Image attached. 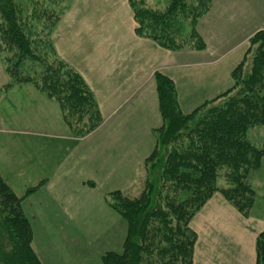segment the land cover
Masks as SVG:
<instances>
[{
    "label": "trees",
    "instance_id": "obj_1",
    "mask_svg": "<svg viewBox=\"0 0 264 264\" xmlns=\"http://www.w3.org/2000/svg\"><path fill=\"white\" fill-rule=\"evenodd\" d=\"M63 0H0V55L8 81L0 94L32 84L57 103L77 138L103 124L96 96L80 72L63 61L52 38ZM65 1V0H64ZM214 0H167L151 8L131 0L135 34L168 51L206 47L197 30ZM233 70V86L184 114L175 81L156 72L162 124L143 161L142 178L129 190L107 195L109 206L128 225L121 253L103 264H194L198 233L192 219L220 193L244 217L258 198L252 180L264 158V31L249 40ZM223 180L225 186L219 185ZM27 191V195L33 193ZM18 196L0 171V264H43L33 246V229ZM256 264H264V229L256 239Z\"/></svg>",
    "mask_w": 264,
    "mask_h": 264
},
{
    "label": "crops",
    "instance_id": "obj_2",
    "mask_svg": "<svg viewBox=\"0 0 264 264\" xmlns=\"http://www.w3.org/2000/svg\"><path fill=\"white\" fill-rule=\"evenodd\" d=\"M132 22L128 19L126 37L100 39L91 31L93 24L83 26L86 29L64 24L56 41L59 56L83 75L101 107L104 123L92 134L81 139L74 136L58 104L32 84L8 90L0 102V139L3 145L5 135L11 147L0 171L18 196H24L36 183L48 181L42 192H49L56 208H61L50 214L54 217H46L55 219L51 224L56 231L48 230L58 240L84 237L73 224L94 201L92 198L84 205L87 200H83L80 207V202L71 201V192H95L88 185L94 178L115 188L137 178L144 158L155 146L153 128L162 124L154 74L162 71L175 81L184 114L227 92L249 38L264 30V0H217L214 10L199 24L207 44L204 51L167 52L139 39ZM253 136L256 143L264 139L263 132ZM261 184L258 177V186ZM36 204L46 211L40 197ZM22 205L26 212V205ZM262 207L259 214L255 207L250 217H244L227 199L215 194L191 221L198 233L194 264H256V239L264 229L263 203ZM106 214L108 229L104 231L113 236L116 231L122 246L127 225L112 210ZM43 227L48 228V224ZM59 261L56 256L54 263Z\"/></svg>",
    "mask_w": 264,
    "mask_h": 264
},
{
    "label": "rangeland",
    "instance_id": "obj_3",
    "mask_svg": "<svg viewBox=\"0 0 264 264\" xmlns=\"http://www.w3.org/2000/svg\"><path fill=\"white\" fill-rule=\"evenodd\" d=\"M146 1H147V4L151 8L158 9L162 7L166 3L167 0H146ZM216 2L217 0L213 1L210 11L206 13V15L200 19L199 24L202 21V19H204L207 15H209L214 10V4ZM130 3H131V0H65V1L63 0L62 3L59 6H57L58 10L62 11L63 15L57 27L53 31L52 38H54L55 46H56V41H58L61 38L62 27L64 24L68 26H72V25L76 26L77 24H79L81 25V26H77V27H80L79 29H81L83 26H85L88 23L93 24L92 26H94V29L92 28L91 31L93 33H96L95 35L97 36L98 39L104 38L105 36L108 38L110 36L121 38V35L126 37L127 36L126 31L129 26L128 19L132 18L134 20V12L132 11ZM132 23H133L134 28L137 27V23L135 21ZM199 24L197 27L198 32H199V29H198ZM83 29H86V27H83ZM92 36H94V34H92ZM138 38L141 40H145L147 42L148 41H150L151 43L153 42L149 39L147 40V39H143L140 37ZM152 44L156 45L154 42ZM156 46L159 47L158 45ZM102 47H105L104 42H103ZM206 47H207V44H206ZM206 47L202 50H197V49L194 50L191 48H184V49H189V50L196 52V51H204ZM57 49L58 48L56 47V50ZM165 51L170 52V53L174 52V51L171 52L168 50H165ZM180 51H184V50H180ZM119 52H121V50ZM67 53L68 52H66L65 54ZM65 62H67L72 67V65L68 61H65ZM8 78L9 77L6 76L5 74V64H3V60L0 55V87H2L3 85L7 83ZM4 94L5 93L0 94V102ZM98 105H99V102H98ZM100 110H101V107H100ZM158 113L160 116V112ZM101 114H102V111H101ZM160 117L162 119V116ZM102 119H103V115H102ZM103 123H104V119H103ZM157 128L158 127L153 128L154 140H155L154 131ZM4 138H5V135H3V145H2V140L0 139V167L2 166L3 163L5 164L6 156L9 157L7 154L11 152L10 150L11 147H9L7 141ZM155 144H156V140H155ZM258 172L259 173H257L256 177L252 180V183H251L253 184L252 186H254L257 189L258 198L253 206L254 208L256 207L255 213L257 214H259V212L263 210L262 203L264 206V160ZM142 175H143V165L141 166V169L138 171L137 178L133 182L131 181L132 183L130 184H123L122 186L115 188V186L113 187V186H110L109 184H106V186H104V184L102 185L100 180H98L99 178H94L92 182H88V185L94 188V190L96 189L95 192L94 191L93 192L76 191L75 195H72V192H71V194H69V196H71V201L76 200L77 202H80V207H83V203L81 202L83 200H87L84 202L85 203L84 205L91 203L90 201L92 198H94V201H92L93 204L91 205V207H86L83 209L82 211L83 215L77 219V222L75 224H73L75 227H78V230L82 232L80 234H83L84 237L76 238L70 241L58 240L59 237H57V235H53L52 233L54 232H51L50 230H48L49 228H51V229H55L56 231L57 228L54 224H51L53 223L55 219L54 218L47 219V218L54 217V216H50V214L61 210V208H58V209L56 208L55 204L57 203H55V200L53 199L52 196H50L49 192L48 193L42 192L43 190L46 189L48 181L42 180V182L36 183L35 186L28 188L25 191L26 194H27V191L30 189H33L34 191L32 194H29L27 196L26 194L24 195L26 197L24 198L23 203L26 205V209H27L25 212L26 216L29 218L30 222L32 223L31 226L33 227L32 228L33 229V240H34L33 246H34L35 252L39 254V257H41L40 259L42 263L43 264H56L54 263V260L57 256L58 259H60L59 264H83V262L84 264L85 263L86 264H103V261H101V256L105 254L106 252L114 251V252L121 253V251L123 250L122 247H123L124 242L121 246L120 239H119L120 237L116 236L115 234L116 231L114 233V236L108 235L107 231H104L108 229L106 213L112 210V208L109 206V202H107V198H108L107 195L109 193L119 191V190H123V191L129 190L133 185H135L142 178ZM26 177H30V179H35V177L33 176H26ZM258 177H259V182L262 183L261 187L258 186ZM16 180L20 182L19 179H16ZM120 183L121 182H118L117 184H120ZM219 185L225 186L223 180L220 181ZM19 186H22L21 182ZM59 186L56 185L54 187L58 188ZM53 190L54 189H52V191ZM216 194H220V193H216ZM24 196H20V197H24ZM38 197H40L43 203L46 204V206H48V208L46 206H45L46 208L45 207L43 208L46 211L39 210V205L36 204ZM29 205H30V208H29ZM254 208L252 210H254ZM44 212L46 213V216H43ZM112 212L114 213L116 217H119V219L121 218L122 220H124L121 217V215L116 213L114 210H112ZM248 217H250V215ZM124 223L126 225L125 221ZM44 224H48V228L43 227ZM42 227L45 228L46 231H44ZM67 227L72 228L71 225H68ZM95 229L97 231H92ZM127 229H128V225H127ZM124 237H125L124 238V241H125L127 237L126 234ZM83 257H84V261H82Z\"/></svg>",
    "mask_w": 264,
    "mask_h": 264
}]
</instances>
